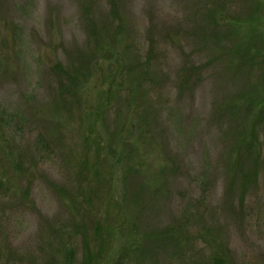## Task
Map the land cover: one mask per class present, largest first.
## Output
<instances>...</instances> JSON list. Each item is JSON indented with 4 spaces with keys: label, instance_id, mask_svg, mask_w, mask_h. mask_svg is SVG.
Returning <instances> with one entry per match:
<instances>
[{
    "label": "rangeland",
    "instance_id": "1",
    "mask_svg": "<svg viewBox=\"0 0 264 264\" xmlns=\"http://www.w3.org/2000/svg\"><path fill=\"white\" fill-rule=\"evenodd\" d=\"M81 1L0 0V264H139L134 247L123 248L133 237L141 244L137 229H164L188 213L195 217L187 259L223 245L229 264H264V171L244 194L240 184L229 191L225 162L237 126L220 112L245 89L264 90V75L237 76L229 55L236 40L228 26L250 1L118 0L129 55L144 59L154 47L161 75L150 90L158 113L152 157H144L127 96H117L121 55L96 67L81 112L69 113L55 68L84 49ZM93 12L112 22L109 0H95ZM241 27V40L254 35L264 55V13ZM184 65L200 71L181 91ZM166 156L178 169L163 189L157 172ZM155 256L156 264H180L172 251Z\"/></svg>",
    "mask_w": 264,
    "mask_h": 264
},
{
    "label": "trees",
    "instance_id": "2",
    "mask_svg": "<svg viewBox=\"0 0 264 264\" xmlns=\"http://www.w3.org/2000/svg\"><path fill=\"white\" fill-rule=\"evenodd\" d=\"M94 1L82 0L80 2L86 34L84 49L73 56L69 67L63 69L58 65L55 68L56 73L62 76L67 83L69 113L72 116L74 107L81 112L82 90L93 79L96 67L102 63L114 65L121 55L125 61L126 72L124 80L117 85V96L118 98L122 95L127 96L125 103L135 111L139 138L144 139V146L146 147V149L144 148V154H146L144 157H152L155 153L153 149L156 140L153 127L158 119V113L154 109L150 90L156 86V82L161 77L153 65L154 47L150 49L149 54L144 59H132L129 55L132 44L123 41L128 40V38L118 11V0H109L112 22L108 24L95 17L93 12ZM249 1L251 4L248 11L244 14L235 15L234 22L228 26V30L231 32L229 37L236 40V45L229 55L233 65H235L233 70L237 76L240 74L248 75L256 69L255 72L261 77L262 74L264 75V68L258 59L261 60V63L264 62L262 49L258 47V42L255 43L252 34L247 37V40H241V26H249L260 19V13H264V4L259 0ZM115 21L118 22L117 26H114ZM261 44L264 46V43ZM254 45H257L256 51L252 48ZM199 71L197 67L186 65L182 67L178 76L181 91L188 89ZM138 103L142 104L137 105ZM109 111L111 110H104L102 114L104 115ZM220 112L227 116L231 124L237 126V130L232 131V146L229 147L227 163L225 162L229 179V191L231 192L236 184H240L241 194H244L248 187L257 183L261 171H264V139L260 137V134H264V90L258 92L256 88L245 89L244 92L236 95L234 99L229 100ZM96 138V147L102 146L99 142L101 136H96ZM110 141H114L113 135L110 136ZM107 147L108 150L112 149L111 142L107 143ZM127 147L129 153L133 155L136 146L128 144ZM166 159L168 164L157 172L159 174L157 177L163 178L160 184L163 189H167L164 181L166 175H171L172 172L178 169L176 164L171 162V159L167 156ZM147 168V165L144 166V170ZM146 186H149L147 181L144 183V191ZM156 190L158 192V189ZM145 206L146 201L144 200V211ZM191 217H195V215L184 214L175 224L160 230L140 231L137 229L138 233L143 234L141 244L137 246L133 237L127 243L128 247L125 245L123 248L127 251L131 249L129 247H134L135 251L132 252H137L136 259L139 264H156L155 254L159 251H172L180 264H229V254L223 245H218L210 257L199 260L187 259V251L193 244L189 220ZM97 233H99V228ZM206 233L215 234L207 230ZM87 262L90 264V260H85L82 264H87Z\"/></svg>",
    "mask_w": 264,
    "mask_h": 264
}]
</instances>
